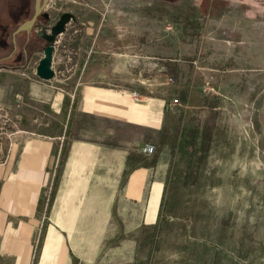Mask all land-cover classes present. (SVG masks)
I'll list each match as a JSON object with an SVG mask.
<instances>
[{
    "label": "rangeland",
    "instance_id": "374dc122",
    "mask_svg": "<svg viewBox=\"0 0 264 264\" xmlns=\"http://www.w3.org/2000/svg\"><path fill=\"white\" fill-rule=\"evenodd\" d=\"M74 1L58 0L45 9L46 24L37 20L28 34L17 37L21 45L26 34L30 37V48H26L30 71L46 46L37 34L43 27L49 32L61 14L75 15L80 6L98 9L127 4L126 0ZM133 3L147 6V15L157 23L149 31L157 33L164 48L156 61L159 76H154L151 61L145 60L144 76L133 93L157 90L153 94L166 105L177 99L173 111L167 107L175 113L176 125L170 124L163 135L155 137L100 119L85 123L95 130L98 145L122 149L126 139L141 136L147 140L142 144L154 146V154L142 158L152 167L146 204L140 208L123 197L128 164L136 158L133 153L123 158V164L117 159L109 168L116 169L113 175L107 168L98 174L92 170L63 173L60 165L71 145L70 121L58 148V165L51 172L17 171L19 155L28 152L21 145L14 146L18 144L15 127L6 114L8 126L0 131V214L4 216L0 264H55L59 260L64 264V253L66 264H264V75L227 73L226 68L234 66L225 62L211 67L204 56L208 22L264 20V0ZM33 8L34 0H0V35L6 32L9 37L7 42L5 37L0 39L7 46L0 49V68L15 65L7 57L13 47L10 36L31 18ZM68 28L67 41L59 44L60 35L54 45L53 67L58 74L65 59L73 65L77 57L73 44L83 26L70 22ZM242 38L238 35L236 41ZM260 45L264 47L262 38ZM17 52L22 53L21 48ZM238 64L249 67L248 62ZM95 175L115 181L116 187L95 189ZM36 179L37 188L33 186ZM75 182L86 183L82 187ZM85 197H95L85 205L90 213L95 211V225L89 220H65L77 212ZM93 227L95 236H85L82 230ZM92 254L95 260H90Z\"/></svg>",
    "mask_w": 264,
    "mask_h": 264
},
{
    "label": "crops",
    "instance_id": "0c3cea01",
    "mask_svg": "<svg viewBox=\"0 0 264 264\" xmlns=\"http://www.w3.org/2000/svg\"><path fill=\"white\" fill-rule=\"evenodd\" d=\"M134 1L126 0L127 4L113 3L110 8H77L74 15L76 21L73 23L83 26L73 44L77 57L73 65H68L65 59L60 74L55 73L53 67L55 75L49 81L40 80L30 71L31 62L27 59L26 51L27 47L30 48V37L26 34L21 45L17 42L20 34L15 38L12 34L13 47L7 57L15 61V65L8 69L0 68V109L9 114V120L16 128L14 136L18 144L13 145H21V150L28 152L19 155L17 171L31 174L51 172L58 165L55 159L61 151L58 148L70 121L73 134L69 135L71 145L60 165L63 173L78 174L92 170L98 174L101 172L99 169L107 168L109 174L113 175L116 169L109 168L117 164V159L123 164V158L133 153L136 158L128 164L129 173L122 185L123 197L143 208L147 202L146 189L152 167L144 163L142 158L146 155L139 153V148L147 140L141 136L126 139L128 141L122 149L98 145L95 143V130L85 123L86 119H100L123 129L139 128L143 133H154L155 137L163 135L170 124L176 125L175 113H169L166 101L153 94L158 93L157 90L150 89L147 92L145 88L138 92L136 100L133 99L132 93L137 91L136 83L144 76V61H151L155 67L154 76L158 77L161 68L158 70L156 61L164 54L157 33L149 31L156 28L157 23L147 15V6L134 4ZM254 1L257 3L259 0ZM92 2L95 3V0ZM98 13H101V17L95 16ZM109 13L117 16L110 17ZM69 29L59 37V44L69 38ZM206 30L204 56L209 66L216 67L226 62V66H234L226 68L227 73L264 75V63L260 62L264 61V56H261L264 47L260 45V39H264V20L210 21L206 24ZM239 30L244 31L239 33ZM5 34L0 35V39L5 37L4 41L7 42L9 37ZM238 35L243 36L240 43L236 41ZM1 44L3 47L0 49L7 47L5 43ZM20 48L22 53H15ZM192 55L194 59L196 54ZM241 62H248L245 65L249 67L239 65ZM117 81L120 84L116 85ZM38 183L36 179L33 186L37 188ZM85 183L75 182L74 185L84 187ZM115 187V181L100 180L95 175V189ZM36 197L35 194L30 201H35ZM91 199L95 200V197L82 198L77 212L69 213L70 216L65 217V220H89L95 225V211L90 213L89 208L85 209L86 202ZM3 217L0 214V220ZM82 231H85V236H95V227ZM64 254L62 257L66 264ZM89 258L95 260L93 254ZM61 262L59 260L55 264Z\"/></svg>",
    "mask_w": 264,
    "mask_h": 264
},
{
    "label": "water",
    "instance_id": "95a60500",
    "mask_svg": "<svg viewBox=\"0 0 264 264\" xmlns=\"http://www.w3.org/2000/svg\"><path fill=\"white\" fill-rule=\"evenodd\" d=\"M48 1L49 0H34L32 17L18 26V28L13 32V38L23 32L28 34L33 29L37 19L40 16H43L47 21L49 20V16L45 12ZM75 21L76 17L72 13L64 12L50 27L49 32L45 30V27H43L38 33V36L46 42V46L43 50V57L39 60L35 68V75L40 80L49 81L53 79L55 75L53 70V54L55 50L54 45L57 41V38L66 31V26L70 22Z\"/></svg>",
    "mask_w": 264,
    "mask_h": 264
},
{
    "label": "built area",
    "instance_id": "2783aa9c",
    "mask_svg": "<svg viewBox=\"0 0 264 264\" xmlns=\"http://www.w3.org/2000/svg\"><path fill=\"white\" fill-rule=\"evenodd\" d=\"M58 0H49L48 3H47V6H46V9L48 8H52L55 6L56 2ZM60 1V0H59ZM64 1H70V2H73L75 3L74 0H64ZM39 62V61H38ZM37 66V63H34L33 64V68H32V72L33 75L35 76V68ZM54 70V68H53ZM23 76H26V73H23L22 74ZM133 99L136 100L137 99V95L135 93H133ZM178 103V100L177 99H174L172 100V103L169 105V109L171 111H173L174 109V104H177ZM6 113H4L1 109H0V131L3 130V128H5L6 126H8V119L6 118ZM155 150H154V146L150 145V144H144L143 146H141L139 148V153L143 154V155H146V156H149V155H152L154 154Z\"/></svg>",
    "mask_w": 264,
    "mask_h": 264
},
{
    "label": "trees",
    "instance_id": "16d2710c",
    "mask_svg": "<svg viewBox=\"0 0 264 264\" xmlns=\"http://www.w3.org/2000/svg\"><path fill=\"white\" fill-rule=\"evenodd\" d=\"M32 17V15H31ZM39 22H45L44 24H46L47 20L43 17V16H40L38 19H37ZM42 20V21H41ZM11 37V36H10ZM0 45H3L0 43Z\"/></svg>",
    "mask_w": 264,
    "mask_h": 264
},
{
    "label": "flooded vegetation",
    "instance_id": "af4514ba",
    "mask_svg": "<svg viewBox=\"0 0 264 264\" xmlns=\"http://www.w3.org/2000/svg\"><path fill=\"white\" fill-rule=\"evenodd\" d=\"M37 37H38V39H41V38L38 36V34H37Z\"/></svg>",
    "mask_w": 264,
    "mask_h": 264
}]
</instances>
